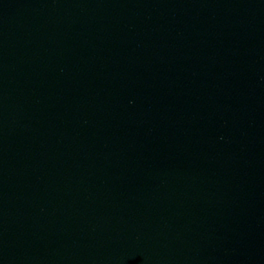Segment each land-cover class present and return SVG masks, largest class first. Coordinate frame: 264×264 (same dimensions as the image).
I'll return each instance as SVG.
<instances>
[{
	"label": "water",
	"instance_id": "obj_1",
	"mask_svg": "<svg viewBox=\"0 0 264 264\" xmlns=\"http://www.w3.org/2000/svg\"><path fill=\"white\" fill-rule=\"evenodd\" d=\"M0 264H264V0H0Z\"/></svg>",
	"mask_w": 264,
	"mask_h": 264
}]
</instances>
